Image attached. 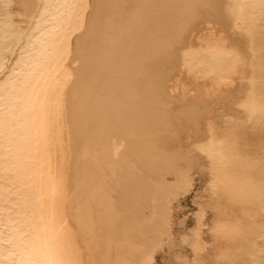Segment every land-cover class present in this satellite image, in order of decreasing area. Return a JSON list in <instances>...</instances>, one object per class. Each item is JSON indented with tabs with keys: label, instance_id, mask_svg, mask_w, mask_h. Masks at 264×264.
Masks as SVG:
<instances>
[{
	"label": "bare ground",
	"instance_id": "1",
	"mask_svg": "<svg viewBox=\"0 0 264 264\" xmlns=\"http://www.w3.org/2000/svg\"><path fill=\"white\" fill-rule=\"evenodd\" d=\"M263 28L264 0H0V264H202V205L174 226L204 173L221 255L264 264Z\"/></svg>",
	"mask_w": 264,
	"mask_h": 264
},
{
	"label": "rangeland",
	"instance_id": "2",
	"mask_svg": "<svg viewBox=\"0 0 264 264\" xmlns=\"http://www.w3.org/2000/svg\"><path fill=\"white\" fill-rule=\"evenodd\" d=\"M194 178L195 179L193 181V187L190 189L189 192L185 193L184 195L180 197L181 198L180 199L181 208H180V212H177L176 214V221H178L179 218H184L185 219L184 223L182 225L176 223L174 227L176 230L183 231L184 226L186 227L185 230H187L188 228L194 225L193 213L196 211V207H197L196 202L198 201L202 205V210H203V216L201 220L202 230H201L200 236L202 237V240H204L205 242L204 243L205 248L203 249V253L201 256L202 258L201 263L202 264H218V263L226 264L228 262L230 264H233L234 262H236V259L234 260L232 257L230 258V256L228 258L226 256L221 255V252L218 250L219 249L218 242L213 236L212 226H213L214 218H215V208L208 205V200H210L211 202L214 196L208 197V194L205 190L207 183H208V173L199 174V175L195 174ZM199 194L202 196L201 198H199L200 196ZM195 195H198L197 197L199 199L195 198ZM228 209L229 207H226L227 211ZM187 248L188 247H182L181 253L184 254V252H186L185 255L187 254L191 255V252H189V248L188 249ZM165 252L166 251L156 254L154 264H165V262L167 264L168 261L170 264H172L173 257H171V255L168 254L169 252H167V254ZM223 258L225 259L223 260Z\"/></svg>",
	"mask_w": 264,
	"mask_h": 264
}]
</instances>
